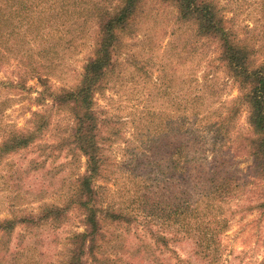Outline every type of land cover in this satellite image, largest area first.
Returning <instances> with one entry per match:
<instances>
[{
  "label": "rangeland",
  "instance_id": "rangeland-1",
  "mask_svg": "<svg viewBox=\"0 0 264 264\" xmlns=\"http://www.w3.org/2000/svg\"><path fill=\"white\" fill-rule=\"evenodd\" d=\"M220 1L239 37L263 55V0ZM31 5L22 17L4 11L2 44L19 43L27 50L45 46L44 40L60 43L59 33L50 38L52 31L63 29V23L49 17L54 1L32 0ZM38 20L42 22L37 26ZM79 41L72 51L58 47L57 55L47 57L50 64L36 57L33 66L38 72L28 77L26 89H0V131L9 127L33 131L35 138L25 149L0 155V219L35 212L41 203L64 205L77 176L84 173L85 158L68 141L72 116L50 98L79 83L90 49V41ZM16 65L12 59L0 68V79L13 77ZM112 65L93 98L103 158L96 184L104 207L122 210L131 221L107 225L102 264H204L194 256L192 240L169 218V207L175 206L180 190L178 177L170 176L176 171L172 152L181 141L192 154L207 149L211 134L206 127L227 115L239 95L237 85L218 62L215 45L198 38L191 25L179 21L175 9L161 0L142 1L121 35ZM246 115L242 106L232 119L231 137L248 134ZM251 161L241 155L229 162L240 187L216 208L217 217L226 221L216 264H264V214L249 207L258 201L262 183H251ZM82 230L81 215L71 208L58 226L31 232L17 228L10 247L18 264H59L70 235ZM156 235L168 238L166 244L156 242ZM4 240L0 239V257Z\"/></svg>",
  "mask_w": 264,
  "mask_h": 264
},
{
  "label": "trees",
  "instance_id": "trees-1",
  "mask_svg": "<svg viewBox=\"0 0 264 264\" xmlns=\"http://www.w3.org/2000/svg\"><path fill=\"white\" fill-rule=\"evenodd\" d=\"M31 1L0 0V23L5 18V10L19 13L22 17V12L34 7ZM53 1L56 6L49 17L56 23H63V29L52 31L50 38H57L59 33L60 43L44 40L45 46L41 44L24 50L19 43L8 47L0 42V68L12 59L17 62L14 76L0 79V89H26L28 77L38 72V67L33 66L37 63L36 57L45 58L50 64L47 57L57 55L58 47L72 51L80 46L79 40L85 44L90 41L79 83L74 88L50 94L53 104L64 107L72 116L68 141L77 154L85 158V170L77 176L71 196L64 205L41 203L35 212L0 219V239H5L0 264L19 262L10 247V236L17 228L31 232L43 226H58L66 220L67 210L71 208L80 213L83 230L70 235L66 253L59 264H102L101 248L107 225L131 221V217L122 210L104 207L98 195L96 181L103 169V158L97 141L98 118L93 109V98L103 88L121 35L132 24L143 0ZM161 1L172 6L177 19L191 25L198 38L215 45L218 62L236 83L239 92L227 109V115L208 123L206 129L211 138L207 149L195 150L192 154L181 141L172 152L175 154L172 163L176 171L170 176L178 177L180 190L174 197L175 206L169 207L172 208L169 218L180 234L192 240L195 257L204 264H216L219 236L226 224L225 220L217 217L216 208L233 197L240 187L236 170H231L229 164L235 157L244 155L251 158L248 174L251 183L262 184L259 185L258 201L249 207L258 208L264 214V54H259L248 39L239 37L220 0ZM261 5L264 8V0ZM41 22L38 20L35 25ZM16 30L13 29L11 35H15ZM16 35L20 34L17 32ZM2 36L0 32V38ZM242 106L247 113L248 134L231 137L232 119ZM0 136V155L25 149L35 140L33 131L12 127L2 129ZM187 178L188 183L181 186ZM154 238L160 244H166L168 240L164 235Z\"/></svg>",
  "mask_w": 264,
  "mask_h": 264
}]
</instances>
